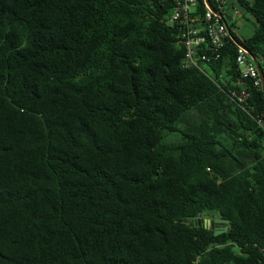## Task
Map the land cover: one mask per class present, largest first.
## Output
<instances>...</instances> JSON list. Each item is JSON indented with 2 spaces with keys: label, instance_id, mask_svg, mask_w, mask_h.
<instances>
[{
  "label": "trees",
  "instance_id": "trees-1",
  "mask_svg": "<svg viewBox=\"0 0 264 264\" xmlns=\"http://www.w3.org/2000/svg\"><path fill=\"white\" fill-rule=\"evenodd\" d=\"M235 5L260 59L264 0ZM171 9L0 0V264H264L263 89L232 42L219 86L184 68Z\"/></svg>",
  "mask_w": 264,
  "mask_h": 264
},
{
  "label": "built area",
  "instance_id": "built-area-1",
  "mask_svg": "<svg viewBox=\"0 0 264 264\" xmlns=\"http://www.w3.org/2000/svg\"><path fill=\"white\" fill-rule=\"evenodd\" d=\"M148 1L171 5V14L167 16V22L174 26L176 43L183 48L184 68L197 69L219 86L210 69L217 66L219 60L226 58L228 55L226 48L229 42H232L236 48L234 71L240 77L251 81L254 88L262 87L253 55L232 34L237 35L238 18L242 15L241 10L235 5L237 0ZM256 59L264 72V56ZM222 70L224 71L225 67H222ZM231 83L233 84L232 81ZM247 89L241 88L239 91L233 89L232 95L242 103L248 98ZM258 123L264 126L261 120H258Z\"/></svg>",
  "mask_w": 264,
  "mask_h": 264
},
{
  "label": "rangeland",
  "instance_id": "rangeland-1",
  "mask_svg": "<svg viewBox=\"0 0 264 264\" xmlns=\"http://www.w3.org/2000/svg\"><path fill=\"white\" fill-rule=\"evenodd\" d=\"M247 1H252V0H247ZM237 26H238L237 35L239 36V38L241 40L247 39L252 35L254 31V20L248 14L243 12L242 16L238 18ZM178 137H179V134L169 133L165 137V142H168L172 139L175 140ZM202 218L204 219L205 217L203 216Z\"/></svg>",
  "mask_w": 264,
  "mask_h": 264
},
{
  "label": "water",
  "instance_id": "water-1",
  "mask_svg": "<svg viewBox=\"0 0 264 264\" xmlns=\"http://www.w3.org/2000/svg\"><path fill=\"white\" fill-rule=\"evenodd\" d=\"M238 44V42H236ZM254 61L256 62V66H257V69H258V73H259V77H260V80H261V85H262V89H263V93H264V72L262 71V68L259 64V62L257 61V59L252 56ZM203 221V224L210 227V228H213L215 231H214V234L215 235H218V234H221V233H226L228 231V221L227 220H224V219H221V218H213V219H204L202 220ZM213 225H215V227H213Z\"/></svg>",
  "mask_w": 264,
  "mask_h": 264
},
{
  "label": "flooded vegetation",
  "instance_id": "flooded-vegetation-1",
  "mask_svg": "<svg viewBox=\"0 0 264 264\" xmlns=\"http://www.w3.org/2000/svg\"><path fill=\"white\" fill-rule=\"evenodd\" d=\"M210 219H213V217H212V218H210ZM213 227H215V225H213Z\"/></svg>",
  "mask_w": 264,
  "mask_h": 264
}]
</instances>
